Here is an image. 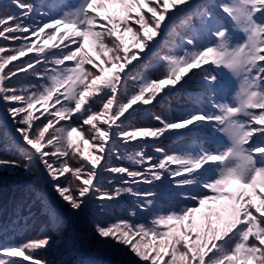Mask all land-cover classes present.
I'll return each instance as SVG.
<instances>
[{
    "label": "snow or ice",
    "instance_id": "obj_1",
    "mask_svg": "<svg viewBox=\"0 0 264 264\" xmlns=\"http://www.w3.org/2000/svg\"><path fill=\"white\" fill-rule=\"evenodd\" d=\"M0 38L11 42L0 46V102L14 128L0 122V167L50 185L74 214L135 197L129 219L95 226L130 264H264V0H51L43 11L10 0ZM20 74L35 82L17 86ZM185 91L190 107L154 110ZM166 133L179 142L171 152L156 144ZM9 149L19 158H4ZM137 209L150 215L137 222ZM54 243L45 230L0 240V264H48L36 254Z\"/></svg>",
    "mask_w": 264,
    "mask_h": 264
},
{
    "label": "rangeland",
    "instance_id": "obj_2",
    "mask_svg": "<svg viewBox=\"0 0 264 264\" xmlns=\"http://www.w3.org/2000/svg\"><path fill=\"white\" fill-rule=\"evenodd\" d=\"M37 8L42 11L46 10L43 6ZM109 10H111V6ZM12 11L13 8H10L5 14H10ZM128 39L130 42V38ZM5 44L10 45L11 42L0 41V46ZM159 54H164V51H160ZM151 58L153 56L146 58L145 62ZM154 70H158V68ZM157 76L153 75L152 77L156 78ZM21 80L35 82L30 77L25 78L24 74H20V79L16 81ZM13 83L17 86L28 84H18L14 80ZM175 99L176 97L171 98L170 102H174ZM164 106L165 104L163 108ZM163 108L161 105H157L154 110L160 113ZM0 110H4L7 114L6 117L0 118V122L6 123L7 128L14 131L13 121L8 116L2 102H0ZM142 122L143 120L140 121L141 124ZM150 123L154 122L150 121ZM74 139L81 144V149L85 152V155L94 154V150H90L88 145L79 141V138L74 136ZM177 141V137L173 135L157 143V146L169 151L165 145ZM7 143L3 136V128H0V147H4ZM3 156L7 159L19 158L18 154L11 149L3 153ZM108 178H110L109 175ZM61 180L63 181L64 178L62 177ZM48 194H52L65 212V215H61L56 210L61 219L59 230L48 222V218L41 208L40 198L41 196L47 197ZM121 197L111 202L90 201L82 211L74 214L66 203L58 198L50 185L25 172L23 168L0 167V219L9 220L13 219V215H18L17 217L20 218L15 223L29 220L28 223L32 228H29L28 239L37 238L42 230L47 231V234L52 236L55 243L51 248L39 251L36 256L46 260L48 264H80V261L88 257L91 258L90 256L100 257V264H130L134 257L127 249L113 242L101 240L95 232V226L98 223L106 224L118 219L130 218L125 208L129 205L134 206L136 202L134 199L136 198L133 196ZM12 202H14V205H12ZM92 204H94L93 208L91 207ZM13 207L19 210L17 214L10 211ZM26 264H30V262H26Z\"/></svg>",
    "mask_w": 264,
    "mask_h": 264
},
{
    "label": "trees",
    "instance_id": "obj_3",
    "mask_svg": "<svg viewBox=\"0 0 264 264\" xmlns=\"http://www.w3.org/2000/svg\"><path fill=\"white\" fill-rule=\"evenodd\" d=\"M2 1H3V0H1L0 2H2ZM68 2L70 3V0H68ZM33 5H34V4H33ZM45 6H47V5L45 4ZM170 40H171V37H170ZM1 41L3 42V39H2ZM4 42H6V41H4ZM6 43H9V42H6ZM171 108H173V109H175V110H177V111H180L179 108H178L177 106H171ZM140 190H141V189H140ZM123 197H125V196H123ZM120 198H122V197H120ZM161 202H162V201H159L158 203H161ZM164 203H166V202H164ZM133 208H134L133 206L129 205V206H126L125 210H126V212L129 213ZM137 210H139V209H137ZM141 213H142V212H141ZM141 213L137 211V216L135 217V220H136L137 222L142 221L143 219H145L146 217H148V216L150 215V213H148L149 215H145L146 212H143V213H142L143 215H141ZM140 215H141V216H140ZM46 226H47V225H46ZM99 259H100V257H99ZM99 259H98V260H99ZM87 261H89V258H85V259H83L82 261H80V264H83L84 262H87ZM95 262H96V261H95ZM96 264H100V261H97Z\"/></svg>",
    "mask_w": 264,
    "mask_h": 264
}]
</instances>
